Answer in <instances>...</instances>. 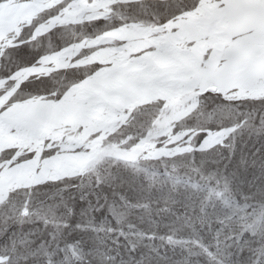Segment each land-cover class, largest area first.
<instances>
[{
    "label": "snow or ice",
    "instance_id": "obj_1",
    "mask_svg": "<svg viewBox=\"0 0 264 264\" xmlns=\"http://www.w3.org/2000/svg\"><path fill=\"white\" fill-rule=\"evenodd\" d=\"M0 264H264V0H0Z\"/></svg>",
    "mask_w": 264,
    "mask_h": 264
}]
</instances>
